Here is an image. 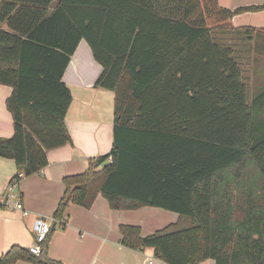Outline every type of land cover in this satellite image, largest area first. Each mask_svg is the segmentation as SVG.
<instances>
[{
	"label": "trees",
	"instance_id": "16d2710c",
	"mask_svg": "<svg viewBox=\"0 0 264 264\" xmlns=\"http://www.w3.org/2000/svg\"><path fill=\"white\" fill-rule=\"evenodd\" d=\"M263 7L0 0V84L12 88L5 104L14 124L12 136L0 138V157L31 175L47 164L48 150L71 140L72 96L62 76L85 40L102 67L93 86L114 94L113 145L63 177L54 217L70 203L89 208L99 194L112 209L155 206L178 220L145 236L122 224L121 244L151 247L167 264H264V87L249 99L233 46L212 36L264 39V26L232 22ZM51 233L38 255L13 245L0 264H63L47 255Z\"/></svg>",
	"mask_w": 264,
	"mask_h": 264
},
{
	"label": "crops",
	"instance_id": "0c3cea01",
	"mask_svg": "<svg viewBox=\"0 0 264 264\" xmlns=\"http://www.w3.org/2000/svg\"><path fill=\"white\" fill-rule=\"evenodd\" d=\"M218 4L234 10L264 6V0H218ZM232 22L236 27L264 26V7L237 13ZM83 41L79 42L62 76L72 96L65 115L71 140L48 150L47 164L31 175H24L14 187L27 214L0 206V255L13 245L29 248L34 243L35 218L38 215L48 219L54 217V210L64 192L63 177L85 171L92 159L112 148L114 94L93 86L102 67L94 60L87 43L83 49L84 59L77 55ZM11 92L10 86L0 84V138H9L14 130L5 104ZM17 171L13 160L0 157V194L7 190ZM62 219L65 221L63 228L52 222L47 249L51 259L63 264H167L155 257L151 247L134 250L121 244L119 226L137 225L141 235L145 236L175 223L178 214L155 206L112 209L99 194L89 208L70 203ZM56 227L60 231L54 233ZM13 264L39 263L20 259ZM200 264H214V261L207 259Z\"/></svg>",
	"mask_w": 264,
	"mask_h": 264
},
{
	"label": "rangeland",
	"instance_id": "374dc122",
	"mask_svg": "<svg viewBox=\"0 0 264 264\" xmlns=\"http://www.w3.org/2000/svg\"><path fill=\"white\" fill-rule=\"evenodd\" d=\"M212 36L217 42L233 46L234 54L240 63L243 78L247 85L248 98L251 99L254 94L264 87V39L257 38L249 42L240 38V36L229 35L227 32L219 31H214ZM84 45L87 47L85 41H83V44L77 50V55L81 59L85 57V53L83 52V49H85ZM104 113L105 111L102 110V114ZM247 171H250L248 175L253 180L255 169L250 167L247 168ZM58 231H60V228L57 227L53 230L54 233Z\"/></svg>",
	"mask_w": 264,
	"mask_h": 264
},
{
	"label": "built area",
	"instance_id": "2783aa9c",
	"mask_svg": "<svg viewBox=\"0 0 264 264\" xmlns=\"http://www.w3.org/2000/svg\"><path fill=\"white\" fill-rule=\"evenodd\" d=\"M109 161L110 158H109ZM23 172L19 171L17 173V176L12 178L10 181L7 190L0 194V206L2 207H9L10 209H15L21 211L23 214H27L28 211L24 209L21 201L19 200L14 187L19 182V180L23 177ZM52 222L54 225L63 228L64 220L59 218H51L48 219L45 216L38 215L33 224V231H34V243L29 246L28 250L30 253L34 255H38L41 252L42 244L45 241L47 235L51 231L52 228Z\"/></svg>",
	"mask_w": 264,
	"mask_h": 264
}]
</instances>
